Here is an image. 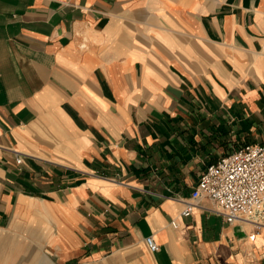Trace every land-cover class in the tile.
<instances>
[{"label": "crops", "instance_id": "1", "mask_svg": "<svg viewBox=\"0 0 264 264\" xmlns=\"http://www.w3.org/2000/svg\"><path fill=\"white\" fill-rule=\"evenodd\" d=\"M245 144H264V0H0L1 225L67 261L264 264V227L191 198Z\"/></svg>", "mask_w": 264, "mask_h": 264}, {"label": "built area", "instance_id": "2", "mask_svg": "<svg viewBox=\"0 0 264 264\" xmlns=\"http://www.w3.org/2000/svg\"><path fill=\"white\" fill-rule=\"evenodd\" d=\"M21 162V158H16ZM209 197L228 223L240 220L252 224L249 239L256 229L264 227V144H245L208 164L201 172L191 192V198ZM195 204L186 202L183 216L192 211ZM175 226V221H171ZM145 244L150 251L158 249L152 237Z\"/></svg>", "mask_w": 264, "mask_h": 264}, {"label": "rangeland", "instance_id": "3", "mask_svg": "<svg viewBox=\"0 0 264 264\" xmlns=\"http://www.w3.org/2000/svg\"><path fill=\"white\" fill-rule=\"evenodd\" d=\"M7 227L10 225L0 224V264H120L112 256L93 262L81 258L67 261L36 230L21 225Z\"/></svg>", "mask_w": 264, "mask_h": 264}, {"label": "bare ground", "instance_id": "4", "mask_svg": "<svg viewBox=\"0 0 264 264\" xmlns=\"http://www.w3.org/2000/svg\"><path fill=\"white\" fill-rule=\"evenodd\" d=\"M118 263V262H117Z\"/></svg>", "mask_w": 264, "mask_h": 264}]
</instances>
